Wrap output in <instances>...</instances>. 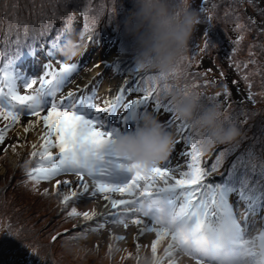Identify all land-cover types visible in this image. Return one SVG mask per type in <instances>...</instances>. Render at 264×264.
I'll return each mask as SVG.
<instances>
[{"label": "snow or ice", "instance_id": "1", "mask_svg": "<svg viewBox=\"0 0 264 264\" xmlns=\"http://www.w3.org/2000/svg\"><path fill=\"white\" fill-rule=\"evenodd\" d=\"M69 31L70 27L59 32L52 40L49 57L54 56L53 50L62 44L65 33ZM204 38L206 46L211 44L206 35ZM36 51L30 46L28 53L34 54ZM21 55L18 52L16 59L9 60L0 69V118L9 121L0 129V144L4 143L6 133L13 126L21 124L22 118L27 121L23 126L25 133L42 125L39 150L33 144L30 153L31 157L38 158L36 165L30 169L25 166L27 178L34 187L42 181L55 180V194L59 204L65 208L70 200L75 202L85 195L90 199L99 195L107 201L105 208L110 206L125 214L114 223L126 229L128 224L125 219L130 218L133 225L140 226V235L155 233L156 239L151 243L154 264H159L156 260L157 244L165 237H170L165 248L166 255L179 252L191 257L195 264H264V235H260L257 243L249 237L247 230L248 216L264 208V154L257 153L250 146L235 155L241 143L237 141L219 151L210 164L203 160L204 133L196 123L180 120L171 100L165 102L163 99L171 91L168 77L150 72L141 76L140 69L131 65L121 68L120 61H116L111 69L115 74L126 75L127 78L115 96L99 105L96 103V88L91 93L86 89L69 91L58 98L77 72V63L57 61L60 63L58 71L52 69L50 63L46 64L38 87H34L37 79L18 82L19 73L14 65ZM95 67H101V64L97 63ZM103 67L108 69L109 65L103 62ZM182 93L187 95L189 91L185 89ZM128 96L137 98L127 99ZM200 102L202 109L209 105L219 107L215 97H205ZM149 104L153 105V111L157 114L168 116L165 121L168 128L175 126L181 138L175 144L182 141L185 145V150L179 155L188 157L184 170L181 171L179 165L172 168L169 156L164 165L145 170L119 160L111 152L113 138L129 130L138 114L146 111ZM234 120L235 117L229 116L223 123L232 124ZM16 147L12 146L13 152ZM229 155H235V159L222 172ZM215 174L221 175L223 180L210 182ZM61 175L78 177L75 189L72 188V181L56 179ZM61 184L68 189L67 192L60 191ZM108 193L126 194L130 199H115ZM43 195L48 196V191L45 190ZM234 195L237 203L245 205L241 216H237L236 207L231 201ZM67 215L73 219L92 221L97 212L81 213L72 207ZM109 215L117 213L110 212ZM88 230L97 231L96 228L85 231ZM83 235V232L60 234L65 241L77 240ZM57 239V236L52 237L53 242ZM117 239L123 240L124 237Z\"/></svg>", "mask_w": 264, "mask_h": 264}, {"label": "rangeland", "instance_id": "2", "mask_svg": "<svg viewBox=\"0 0 264 264\" xmlns=\"http://www.w3.org/2000/svg\"><path fill=\"white\" fill-rule=\"evenodd\" d=\"M18 1L20 3L25 2L28 4L29 2L32 4L31 0ZM258 1L259 0H190V3L192 8L196 10L199 15L200 23L197 25V29L203 26V22L212 8L215 10L219 9L221 15L217 13L214 15V19H218V23L221 24L220 36L226 37L228 32L236 34L235 51L237 52L241 48L240 46H242L240 56L243 58V61L246 60V63H248V61L252 62L250 68L254 72V80H251V82H254V91L257 97L256 106L264 109V12L261 10V5ZM3 5L4 0H0V9L4 7ZM16 5L19 6L18 4ZM39 7L43 8L41 12L44 13L45 17L53 16L55 20L60 16L66 15L64 12L68 15L72 13V11L66 10L67 8L65 6L63 7L54 3H39ZM133 7V0H84L82 10L85 13L89 10L92 17L97 15L103 17V20L96 29L98 32L97 35L99 36L104 32L106 36L110 38L106 41L102 49H94L89 53L83 52V55L78 57L79 61V59L87 55L82 60V63H80L81 68L77 69L79 72L73 74V80L62 89V92L58 94V98L61 95H66L69 91L83 89L86 84L91 85L94 82L97 84L95 86L97 95H101V93L105 92V98L103 100L101 99V103H103L105 99L113 95L115 88L123 83L120 77H109L107 74H102L104 71L103 62L113 65L116 61L123 59L134 66L133 55L120 51L121 48L124 49L128 46L134 48V42L132 38L126 34L124 28V21L127 14ZM201 8H203L202 12L200 11ZM1 12L2 11H0V13ZM31 12H33V16L36 17V19L42 20L43 17L39 15V11H37L36 8H30V10L26 12V16L24 14L25 17H22L21 23L30 21L29 16ZM88 17L91 18L90 16ZM109 17H115L113 18L114 21L110 20L111 18ZM47 22L49 21L44 18V23ZM92 23L95 25L97 22L92 20ZM239 24H242L241 29H244L241 32H239ZM0 28H2L1 24ZM9 32L11 31L6 29L3 36ZM224 39L225 38L220 42L227 43L229 44L228 46H230L231 41ZM99 40L106 39L100 38ZM55 56L61 57L58 53ZM97 63H100L101 67H95ZM46 64L47 62L44 63L43 61L36 63L31 62L30 65L37 66V70L31 77L25 76L22 83L30 82L31 79H37L39 82V77L42 75ZM141 72L143 75L146 72L155 73L153 71ZM206 79L207 78L186 75L183 72V66L180 64L177 73L168 78L167 83L170 85L171 91L167 95H164L163 99L167 102L171 100V92H182L185 89L189 92L194 91L199 93L200 100L208 97L206 91L209 89L210 84H208ZM221 83L224 82L221 81ZM193 85H195V87H193ZM216 88L222 87L217 85ZM20 90L23 94V89L21 88ZM205 103H207V101ZM223 105H228L225 100L222 105H219L223 113V119H225L229 117V115L225 112L228 108L225 109ZM262 116V118H264L263 113ZM157 118L163 121L162 118L158 116ZM163 118H165L164 115ZM31 119L35 120V118ZM26 123V119L22 118L21 124L14 126V128L8 131L4 143L0 144V264H107L104 260V255L107 254L110 257L109 261L111 260L110 262L108 261V264H115L116 262L114 259H116V257L120 258L122 253H127L129 251L136 253L137 247H135L136 245L134 243L151 244V239L148 236L141 240L134 239V234L131 230H124L123 225L113 222L117 219V216L109 215V213L112 212L119 215L118 210L110 208L104 213L105 217L103 218L105 219V223L103 221L102 223L100 222L103 227L95 223V220H98V218L95 217L92 221L68 217L67 213L72 207H75L77 211L81 213L86 211L91 212L93 210L96 211L98 204V202H96L97 197L90 199L85 195L75 202L69 201L68 206L65 208L59 204L55 194L56 190L51 191L50 185L38 184L34 187L33 182L27 178L26 168L20 165L30 157L32 149L29 148L28 143L33 144L39 137L41 125H37L33 130L25 133L23 126H25ZM233 123L235 125H244L245 121L239 122L235 118ZM262 124H264V122ZM164 125L169 131L172 130L174 135H177L175 126L168 128L166 124ZM246 126H249L248 128L251 129L250 133H253V139L252 141H245V138L249 137V135L240 138L242 143H240L239 149L235 155H237L238 152L240 153L248 149L250 146L254 147L257 153L264 154V148L256 145L259 141L258 137L264 142V132H260L251 123H247ZM254 129H256V131ZM236 143L237 141L229 144H220L217 145L219 148H214L212 151H210V149L205 150L202 158L211 157L215 159V155L219 151ZM13 145H17L15 152L12 150ZM6 148L7 152H5ZM188 150L190 151V149ZM235 155L228 156L224 167L227 168L230 165L228 162L235 159ZM177 160L178 159H176V161ZM177 165L180 166L181 170L182 158L178 163H174V167L173 165H171V167L176 168ZM61 178H67L73 183L74 180H76L73 175H65L61 176ZM57 179H60V177ZM61 189L62 191L67 190L64 186H61ZM45 190L48 191V196L43 195ZM107 195L115 199H130L126 194L121 196L119 193H108ZM90 205L91 207H89ZM104 209L105 208L101 209V211ZM255 224L256 222L254 219L248 220L247 230L250 238L253 237L251 229L255 227ZM74 227L79 228L75 229ZM92 228H96L97 231H85L86 229ZM65 232L70 234L73 232L84 233L79 239L71 241L76 246L72 254L67 253L62 247V244L66 241L60 234ZM53 236L58 237L55 242L52 241ZM114 236H116V239ZM120 236H123L124 239H117V237ZM129 243L131 246L128 245ZM92 244H98L99 253H96V248H94V246H90ZM84 245L85 247L89 246L88 249L92 252L91 254H88L86 251H77L79 247L81 248ZM160 245H162L161 242L157 244V250L160 248ZM166 247V244H164L162 249L165 250ZM122 250L124 252H122ZM149 250H152L151 246L149 249L143 251ZM146 255L152 258L149 254H144L142 257ZM132 258L134 260V256ZM168 259L171 264H194L191 257L175 251L171 256L168 255ZM117 264L132 263L130 261H124L123 263L118 262Z\"/></svg>", "mask_w": 264, "mask_h": 264}, {"label": "clouds", "instance_id": "3", "mask_svg": "<svg viewBox=\"0 0 264 264\" xmlns=\"http://www.w3.org/2000/svg\"><path fill=\"white\" fill-rule=\"evenodd\" d=\"M133 5L124 28L134 42V66L162 77L174 76L189 42L198 33L196 28L200 19L197 11L192 8L190 0H133ZM56 51L65 62H71L83 55L84 48L69 35ZM212 73L217 74L216 71ZM170 96L178 118L196 123L204 133L202 143L205 150L232 143L241 136V130L234 123H223V113L218 106L201 108L199 93L192 91L185 95L173 91ZM174 144L173 133L156 115L146 110L138 114L131 129L113 138L110 149L119 160L151 170L168 158ZM62 247L72 254L76 246L66 241Z\"/></svg>", "mask_w": 264, "mask_h": 264}, {"label": "trees", "instance_id": "4", "mask_svg": "<svg viewBox=\"0 0 264 264\" xmlns=\"http://www.w3.org/2000/svg\"><path fill=\"white\" fill-rule=\"evenodd\" d=\"M83 2L84 0H31L32 4L29 2L27 4L25 2L20 3L18 0H4V7L0 9V11H2L0 13V24L2 26V28H0V62L4 64L5 62H9V60H12L17 56L18 52L22 53L20 59H23L25 54L28 53L30 46L36 48L37 51L44 46L50 47L55 35L59 32H64L63 30L70 27V31L65 33L62 40L63 43L69 35H73L75 33L76 26L74 24H69L70 22H73L74 19H83V28L80 36L81 42L89 41L92 45H96L100 38L108 39V36H106L104 32L99 36L95 33V25H93L92 19L88 17L89 12L86 14L82 12ZM258 2L261 5V10L264 12V0H259ZM39 3H54L63 7L65 6L67 8L66 10H70L72 13L71 15H68L64 12L66 15L60 16L56 20L53 16L45 17L44 13L41 12L43 8L39 7ZM30 8H36L37 11H39V15L43 17L42 20L36 19V17L33 16V12H31L29 16L30 21L21 23L22 17L26 16V12H28ZM216 10L213 8L211 9L210 13L203 22V26L199 28L200 30L196 28V30H198V36H200V39H203L204 41V45L206 46L204 38L205 35L211 43L209 44L210 46H206L209 56H205L201 53L200 56H198V59L201 60V66L203 68L209 67V69H213L217 72L223 70L228 77L223 78L225 81L224 87L208 89L206 94L208 97H215L216 103L219 105H222L225 100L228 104L225 106L223 105L225 109L228 108L225 112L229 116L235 117L239 122L245 121L244 125H236L241 130V136L236 141H240L242 143L240 138L246 137L247 135H249V137H246L245 141H252L253 133H250L251 129L248 128L249 126H246L247 123H251L260 132H264V124H260L261 121L264 122V118H262L264 109L256 106L257 97L255 96L254 82H251V80H254V72L250 68L252 62L248 61V63H246V60L243 61V58L240 56L242 46H240L241 48L237 52L235 51V41L237 39L235 33L228 32L226 37L220 36L221 24L218 23V19H214V15L217 13H219V15L221 14L219 9L217 10L218 12ZM44 18L49 22L44 23ZM85 25H87V30H85ZM239 26V32L243 31L244 29H241L242 24H239ZM6 29L11 32L6 33L3 36ZM41 33L46 34L41 35ZM223 38H225L224 40L231 41V45L228 46L229 44L220 42ZM188 50L191 54L193 53L190 49V45ZM208 64L213 66H209ZM250 96L251 99L249 98ZM256 129L254 130L256 131ZM258 138L259 141L256 145L264 148L263 140L260 139V137ZM214 148L219 147L216 145L211 148L210 151ZM258 214L261 216V220L263 221L260 225L258 233L259 239L260 235H264V231H262L264 230V208H262L257 215ZM161 262L162 260L159 261V264H161Z\"/></svg>", "mask_w": 264, "mask_h": 264}, {"label": "bare ground", "instance_id": "5", "mask_svg": "<svg viewBox=\"0 0 264 264\" xmlns=\"http://www.w3.org/2000/svg\"><path fill=\"white\" fill-rule=\"evenodd\" d=\"M105 204H106V203H102V204L100 205V207L97 209V212H99V211H101V209L105 208V207H104Z\"/></svg>", "mask_w": 264, "mask_h": 264}]
</instances>
